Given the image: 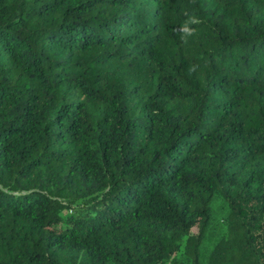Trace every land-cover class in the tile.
I'll list each match as a JSON object with an SVG mask.
<instances>
[{
    "label": "trees",
    "instance_id": "16d2710c",
    "mask_svg": "<svg viewBox=\"0 0 264 264\" xmlns=\"http://www.w3.org/2000/svg\"><path fill=\"white\" fill-rule=\"evenodd\" d=\"M0 264H264V0H0Z\"/></svg>",
    "mask_w": 264,
    "mask_h": 264
},
{
    "label": "clouds",
    "instance_id": "9594fccd",
    "mask_svg": "<svg viewBox=\"0 0 264 264\" xmlns=\"http://www.w3.org/2000/svg\"><path fill=\"white\" fill-rule=\"evenodd\" d=\"M184 31H187V29H184Z\"/></svg>",
    "mask_w": 264,
    "mask_h": 264
}]
</instances>
